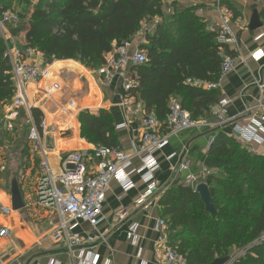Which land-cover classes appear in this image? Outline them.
Masks as SVG:
<instances>
[{"label": "trees", "instance_id": "16d2710c", "mask_svg": "<svg viewBox=\"0 0 264 264\" xmlns=\"http://www.w3.org/2000/svg\"><path fill=\"white\" fill-rule=\"evenodd\" d=\"M19 6L24 3L21 0ZM17 11L21 23L11 32L23 35L27 46L48 61L73 60L92 70L102 66L115 46L132 39L142 24L163 17V0H36ZM13 10L0 2V12ZM15 11V10H13ZM147 62L131 71L136 81L128 93L166 126L169 105L179 99L193 119L209 118L220 102L218 84L225 58L236 59L228 45L194 9L174 13L146 33ZM12 67L0 36V108L15 98ZM41 129L44 115L31 109ZM81 138L90 144L114 148L118 137L112 116L86 110L78 117ZM205 166L210 174L199 183L211 191L217 215L212 217L191 186L167 189L159 200L170 232V244L188 264H264V156L254 154L223 130H217Z\"/></svg>", "mask_w": 264, "mask_h": 264}, {"label": "crops", "instance_id": "0c3cea01", "mask_svg": "<svg viewBox=\"0 0 264 264\" xmlns=\"http://www.w3.org/2000/svg\"><path fill=\"white\" fill-rule=\"evenodd\" d=\"M218 6L219 0H163V17H156L147 22L153 29L157 23H162L174 13L194 9L195 13L204 19L208 30L215 32L221 22V15L228 17L237 40L236 46H232L231 50L235 51L237 56L235 70L221 79L218 89L221 94L220 100L229 101L226 113L227 117L233 120L223 132L248 151L264 156V139L262 142L241 141L234 130L236 126L242 129L251 126L250 114L246 111L256 105L261 92L260 87H264V0H220L221 12ZM140 38L141 35L137 33L131 39L135 47L143 44L140 43ZM257 51H262L261 59L254 57ZM40 59L49 63L51 76L48 80L30 83L27 86L28 103L32 109L37 108L47 115L50 121L55 122L61 115L65 116L64 114L68 117L67 123H64L60 131L47 134L43 139L53 169L59 171L58 162L65 152L88 151L96 146L81 138L80 127H77L79 121L72 113L76 106H82L80 111L88 110L94 115H98L102 110L110 113L118 137V146L126 153L134 154L143 133L141 126L143 117L142 115L129 117L122 106L116 103L124 95L122 81L116 80L110 86L104 87L97 74L100 67L92 70L73 60L50 63L44 55ZM53 79L56 82L50 86ZM60 83L69 86L68 91L71 95L69 103L74 102V107H69L68 101L64 105L57 102ZM42 96L55 100L49 102L50 106H46L47 104L41 106L36 101ZM10 104L0 108V213L4 215L0 228H8L11 231L8 237L0 238V264H78V260L73 259L68 252L66 243L53 239L59 227L58 214L41 206L37 200L36 188L41 177L40 165L32 166L31 162L23 160L24 155H16L23 142L22 138L25 140L27 138L32 146L27 158L31 156L40 158L39 151L29 140V130L26 133L27 131L22 129L18 130L19 127L23 128L18 126L14 133L11 124L4 119L6 117L4 115L10 110ZM64 108L68 111L62 113ZM22 112H26L32 126L31 110L29 112L26 109ZM20 117L21 114L16 122H19ZM123 123H127V127L117 130L116 126ZM50 131L51 129H48V132ZM66 131L72 133L67 136ZM217 133L206 128L186 130L178 136L171 137L166 149L156 154V159L160 163V169L156 173L158 201L155 200L156 197H152L142 206H137V200L146 190L137 175L132 177L135 188L131 191H123L116 182L111 184L107 192L103 223L97 230L87 224H82L77 229L83 239L89 236L103 237L94 244L85 243L83 246L84 250L92 251L94 254L93 257H89L90 262L95 257L96 264H156L155 250L159 234L155 231V226L159 220H167L162 216L159 200L167 189L190 186L187 182L192 177L200 180L206 171H210L204 164V158ZM49 145L51 147H48ZM23 151L26 154L25 148ZM172 154L177 156L167 160ZM20 161L27 171L23 180L29 184L28 187L26 185H23V188L18 187L24 207L15 211L12 205V192L16 183L12 184L11 195L6 189L10 176L17 174L19 169L17 163ZM185 164H188V170L181 173L180 166ZM140 165L136 159L134 166L139 168ZM8 209L14 214L9 216ZM133 225L137 226L136 245H132L128 239V231Z\"/></svg>", "mask_w": 264, "mask_h": 264}, {"label": "built area", "instance_id": "2783aa9c", "mask_svg": "<svg viewBox=\"0 0 264 264\" xmlns=\"http://www.w3.org/2000/svg\"><path fill=\"white\" fill-rule=\"evenodd\" d=\"M218 9L219 12L222 11L220 0ZM20 23L21 19L17 11L0 12V36L6 45V53L11 63L16 90V96L5 117L7 121H16L23 110L27 109L30 112L31 106L28 103L27 86L30 83L48 80L51 76L49 63L46 64L40 59L43 54L27 46L25 40L21 41L19 36L12 34L11 30L19 26ZM215 32L218 34L220 45H228L230 48L236 46L237 40L230 20L223 14ZM254 57L261 59L262 51H257ZM48 62L53 63L55 61ZM146 62L145 51L141 50L140 47H135L130 39L119 46H115L113 51L105 56L102 66L97 70L104 87L110 86L116 80L122 81L124 95L120 99L119 105L129 117L137 115L143 117L141 121L143 133L134 154L126 153L120 146L114 148L95 146L88 151L65 152L60 156L59 171L56 172L52 167L49 152L39 134V129L31 118L33 124L30 129L29 140L40 154L41 177L37 184L36 197L41 206L58 214L59 227L55 231L53 239L54 241L63 240L68 252L73 259L78 260V264L97 263L95 257L94 260L89 261V257L94 254L92 251L84 250L83 246L85 243L94 244L103 237L99 235L98 237L89 236L87 239H83L77 229L82 224H87L97 230L103 223L107 192L112 183L116 182L123 191L128 192L135 188L132 177L134 175L139 176L146 187L145 192L136 202L137 206H142L150 198L157 195L156 173L160 169V163L156 159V154L166 149L171 137L178 136L189 129L223 130L233 122L227 117L226 108L229 101L226 99L220 100L217 105L211 108V117L200 119H193L191 114L183 109L179 100L172 99L166 126L159 122L153 112L147 113L142 104L128 94L136 85L131 71L132 67L144 65ZM235 64L236 59L225 58L221 79L235 70ZM195 85H202L207 89H219L220 82L209 85L197 82ZM260 88L261 92L256 105L246 111L250 114L251 126L247 129L238 126L234 128L238 139L241 141L262 142L264 139L262 137L264 136V87L261 86ZM74 106V102L69 103V107ZM126 127L127 123H123L116 126V129L122 130ZM176 156V154H172L167 160H172ZM136 159L141 164L139 168L134 166ZM186 170H188V164L180 166L181 173ZM208 174L210 172L206 171L202 179ZM199 181L192 177L187 184L195 190ZM158 199L157 196L155 200L158 201ZM5 213L8 214V211ZM136 231V225L131 226L128 231V239L132 245H136L138 240ZM155 231L159 234L158 246L155 250V263L188 264L184 256L171 246L169 228L164 220L157 222ZM10 232V229L1 227L0 238L8 237Z\"/></svg>", "mask_w": 264, "mask_h": 264}, {"label": "rangeland", "instance_id": "374dc122", "mask_svg": "<svg viewBox=\"0 0 264 264\" xmlns=\"http://www.w3.org/2000/svg\"><path fill=\"white\" fill-rule=\"evenodd\" d=\"M10 1L11 2H8L7 5L11 6V8H13V10H15V11H21V12H23V10L25 11L24 8H26V4L28 3L27 2L28 0H21L24 4L21 5V6H19V4H18L19 1H17V0H10ZM29 1L32 2L33 0H29ZM150 27L151 26H150V23L149 22H146L145 21L142 24L141 29L138 32V34L141 35V38L139 40L140 43H144L145 42L146 33H148L149 31H151V30H149ZM151 29H152V27H151ZM19 38L21 39V41L22 40H25V39H23V35L19 36ZM55 82H56L55 79H53L50 82V86L53 85V84H55ZM68 88H69L68 85L60 83L59 89H58L59 90V94L56 97L57 102H59L60 104H63L64 105V104L67 103V101L69 103V99L71 98V95H70V93L68 91ZM52 101L53 100H51L49 97L42 96V98L40 97V99L38 101H36V102H38L39 105H41V106H44L45 104H47L46 106H50L49 105V102H52ZM81 107L82 106H80V107L79 106H76V109L72 112L73 114H75V118L77 119V121H78V117H79L80 113L83 112L82 110L80 111ZM66 109L67 108L62 109L63 110L62 113H65L66 111H68ZM8 112H9V110L6 112V114L4 116H6L8 114ZM44 113H46V112H44ZM20 114H21V117H20L19 122H16V121H7L5 117H4V119L11 124V127L13 128V131H14V129L17 130L18 126H22L23 128L19 127L18 130L22 129L25 132L27 131L26 133H28V130H29V133H30V128H31V125L30 124H31V122H30L29 117L27 116L26 112H22L21 111ZM43 115H44V118H43V122H42V125H41V129H39V134H40V136H41L42 139H44V137L47 134L50 135V134H52V132H58V131H60L59 129L62 128L64 126V123L65 122L67 123V120H68V119H66V118H68V117H66V114H64L65 116L61 115V117L59 119H56L55 122L53 120L50 121L48 119L47 115L46 116H45V114H43ZM62 117H64V118H62ZM77 127H80V126L77 125ZM48 129H51V131L48 132ZM15 132L16 131H14V133ZM26 133H25V137H27V134ZM65 133H66L67 136H69L72 133V131L71 132H69V131L67 132L66 131ZM22 140H23V142H21L20 147H19V149L16 152V155L21 156V154H22V155H24V158L22 157L23 160L26 159L27 163L31 162V165L32 166L33 165L39 166L40 165V158L37 159V157H34V156L33 157L31 156L30 158L29 157L27 158V154L29 153L30 147H32V146H31V144H29L27 138H26V140L22 138ZM32 145H33V143H32ZM24 148L26 149V154L23 151ZM17 165L19 167V169L17 171V174L13 175L12 177L10 176L9 181H8V185H7L8 188L6 190H7V193L9 195H11L10 192H11V187H12L13 182H15L19 188H21V187L23 188L24 187L23 185H26V187H28V184H29V183H27L28 181L25 182L23 180L24 179V175L27 172V171H25V167L23 168V165H22L21 161L19 163H17Z\"/></svg>", "mask_w": 264, "mask_h": 264}, {"label": "water", "instance_id": "95a60500", "mask_svg": "<svg viewBox=\"0 0 264 264\" xmlns=\"http://www.w3.org/2000/svg\"><path fill=\"white\" fill-rule=\"evenodd\" d=\"M117 104L121 103V100L118 99L116 101ZM32 109V108H31ZM48 147H51L50 145ZM12 205L13 209L15 211L20 210L24 207V204L22 202L21 194L19 193L17 184H14L13 186V192H12ZM195 193H197L204 203L205 210L208 214H210L212 217H215L217 215V210L214 205V201L211 195V191L206 183H199L196 186ZM228 258L223 259H217L212 264H229Z\"/></svg>", "mask_w": 264, "mask_h": 264}, {"label": "bare ground", "instance_id": "6f19581e", "mask_svg": "<svg viewBox=\"0 0 264 264\" xmlns=\"http://www.w3.org/2000/svg\"><path fill=\"white\" fill-rule=\"evenodd\" d=\"M55 70V69H54ZM59 70V69H58ZM52 72V71H51ZM58 80V79H57ZM53 100H55L54 98H53ZM9 210V216H11V215H13L14 214V212H12L10 209H8ZM6 211V210H5ZM3 214H1L0 213V223L3 221Z\"/></svg>", "mask_w": 264, "mask_h": 264}]
</instances>
